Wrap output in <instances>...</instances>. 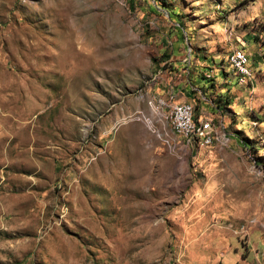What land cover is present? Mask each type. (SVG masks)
<instances>
[{
    "label": "rangeland",
    "instance_id": "obj_1",
    "mask_svg": "<svg viewBox=\"0 0 264 264\" xmlns=\"http://www.w3.org/2000/svg\"><path fill=\"white\" fill-rule=\"evenodd\" d=\"M0 264H264V0H0Z\"/></svg>",
    "mask_w": 264,
    "mask_h": 264
},
{
    "label": "bare ground",
    "instance_id": "obj_2",
    "mask_svg": "<svg viewBox=\"0 0 264 264\" xmlns=\"http://www.w3.org/2000/svg\"><path fill=\"white\" fill-rule=\"evenodd\" d=\"M233 62L236 60V65L239 67V69L241 70L242 73H247V69L245 68L247 61V56H245L243 53H238L237 55H235L233 58ZM172 106V105H171ZM173 107H177L180 109H185L188 113L189 116H192V105L190 103L187 102H180V103H176L173 105ZM171 118H172V123L174 125V129L177 133L184 135L187 140H191L194 138H205L206 137V128L205 127H196L195 130L190 129L187 125L183 124L180 121L179 116H173V114L171 113ZM200 122H204L206 123L208 126H210V128L208 129V138L202 139L203 141L209 143L211 141L212 138V128H211V124L208 121H201Z\"/></svg>",
    "mask_w": 264,
    "mask_h": 264
},
{
    "label": "built area",
    "instance_id": "obj_3",
    "mask_svg": "<svg viewBox=\"0 0 264 264\" xmlns=\"http://www.w3.org/2000/svg\"><path fill=\"white\" fill-rule=\"evenodd\" d=\"M234 69L237 72L236 60L234 61ZM169 113H172L173 116H179L180 121L183 124L187 125L190 129L195 130L196 127H205L206 128L205 138H208V129L210 128V126H208L204 122H200V120L197 123L193 121L192 116H189L185 109H180V108L171 106ZM205 138H202V139H205Z\"/></svg>",
    "mask_w": 264,
    "mask_h": 264
},
{
    "label": "trees",
    "instance_id": "obj_4",
    "mask_svg": "<svg viewBox=\"0 0 264 264\" xmlns=\"http://www.w3.org/2000/svg\"><path fill=\"white\" fill-rule=\"evenodd\" d=\"M241 50H242V48H240ZM244 51V50H243ZM216 110H218V111H220V106L217 104L216 105ZM257 118V117H256ZM192 119H193V121H195V116L192 114ZM234 136H236L237 137V135H234ZM253 148H256L255 146H253Z\"/></svg>",
    "mask_w": 264,
    "mask_h": 264
}]
</instances>
